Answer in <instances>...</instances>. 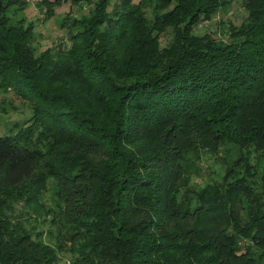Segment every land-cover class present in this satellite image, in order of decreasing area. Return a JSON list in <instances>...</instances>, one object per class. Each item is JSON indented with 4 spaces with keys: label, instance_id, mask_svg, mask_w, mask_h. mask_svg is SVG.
I'll return each mask as SVG.
<instances>
[{
    "label": "trees",
    "instance_id": "1",
    "mask_svg": "<svg viewBox=\"0 0 264 264\" xmlns=\"http://www.w3.org/2000/svg\"><path fill=\"white\" fill-rule=\"evenodd\" d=\"M24 4L0 0V87L31 107L0 135V264H264V0H97L40 55ZM202 151L225 172L193 192Z\"/></svg>",
    "mask_w": 264,
    "mask_h": 264
},
{
    "label": "rangeland",
    "instance_id": "2",
    "mask_svg": "<svg viewBox=\"0 0 264 264\" xmlns=\"http://www.w3.org/2000/svg\"><path fill=\"white\" fill-rule=\"evenodd\" d=\"M23 7L14 5L9 10V16L13 18V23L19 20H26L27 24H34V40L33 47L36 55H40L48 49L58 48L60 45H70L69 33L67 28H62V18L69 15L71 19L88 16L94 8V3L97 0H91L92 3L82 2L72 4L70 1H62L56 4L57 0H23ZM140 0H135L138 3ZM48 2V3H47ZM50 2V3H49ZM43 3V4H42ZM54 6V16L50 19L46 15L47 4ZM246 18L241 1H236L227 11H221L212 21L204 22L198 29L197 34L211 33L217 38L228 37L226 31L230 23L236 26L242 24ZM170 36L167 34L162 37V44L165 46L169 42ZM31 116L30 102L18 96L14 91L6 90L0 87V135L12 133L18 130ZM231 162L235 159V151L232 149ZM199 158L196 154H192L195 169L192 172L190 189L193 192L200 191L207 184L221 180L225 172L224 162L217 156H213L204 151L201 152ZM50 187V186H49ZM56 187L49 189L44 198V205L48 208L56 204L54 197ZM45 213V212H44ZM47 231V230H45ZM52 242L50 245H54ZM61 264H70V257L63 253L60 256Z\"/></svg>",
    "mask_w": 264,
    "mask_h": 264
}]
</instances>
